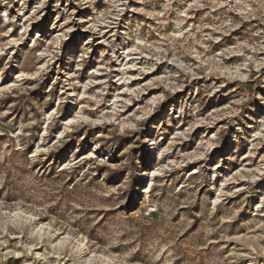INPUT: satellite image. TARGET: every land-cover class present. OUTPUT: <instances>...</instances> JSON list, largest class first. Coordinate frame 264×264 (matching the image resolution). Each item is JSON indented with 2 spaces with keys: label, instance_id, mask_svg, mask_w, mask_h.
Masks as SVG:
<instances>
[{
  "label": "rangeland",
  "instance_id": "1",
  "mask_svg": "<svg viewBox=\"0 0 264 264\" xmlns=\"http://www.w3.org/2000/svg\"><path fill=\"white\" fill-rule=\"evenodd\" d=\"M0 264H264V0H0Z\"/></svg>",
  "mask_w": 264,
  "mask_h": 264
}]
</instances>
